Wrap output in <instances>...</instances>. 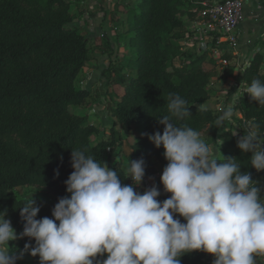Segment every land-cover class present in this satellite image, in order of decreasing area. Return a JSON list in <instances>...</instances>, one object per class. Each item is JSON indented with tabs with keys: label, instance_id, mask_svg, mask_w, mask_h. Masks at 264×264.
<instances>
[{
	"label": "trees",
	"instance_id": "16d2710c",
	"mask_svg": "<svg viewBox=\"0 0 264 264\" xmlns=\"http://www.w3.org/2000/svg\"><path fill=\"white\" fill-rule=\"evenodd\" d=\"M73 3L0 0V211L7 210L5 218L11 221L17 235L24 225L19 207L27 197H16L13 189L29 186L46 190L48 198L41 195L31 198L40 207L37 219L53 218L56 203L68 196L64 181L73 171L72 148H86L104 163L107 150L114 148V160L108 167L121 173L123 184L130 185L120 157L123 151L120 137H115L111 130L109 139L94 140L98 128L74 111L86 105L90 92L75 85L89 60V46L79 26L73 25L85 8L74 7ZM201 8V0H137L135 6L126 8L124 31L120 35L127 51L124 68L130 76L124 78L110 111L119 125H133L140 130L130 142L125 160L128 164L143 159L145 176L151 167H156L155 185L161 192L157 198L160 201L171 195L160 182L168 162L163 147L156 148L148 137L156 131L163 132L164 126L157 119L169 115V94L186 99L190 113L182 119L172 117V122L178 126L186 124L202 136L218 118L215 109L201 106L211 97L210 80L221 74L233 78L236 75L230 62L233 56L228 51L216 60L209 58L212 67H206L205 53L184 58L178 43L186 32L183 19H201L198 16ZM217 35L214 30L213 42ZM220 59H226L228 64L222 66ZM262 61V54L255 51L241 66L242 89L231 114L240 130L234 133L223 129L216 141L213 131L212 141L219 159L235 157L241 162V172L251 173L253 180L264 188V171L257 172L250 165L251 153H242L237 147V140L253 122L264 125V105L259 106L245 93L254 78L264 81ZM215 64L222 67L217 69ZM235 114L240 117H234ZM175 218L185 222L183 217ZM28 242L27 237L14 240L9 245L11 254L18 255ZM31 244L34 246L35 241ZM206 255L202 251L187 253L180 258L181 264H203ZM23 257L28 258L27 264H39L38 256L25 253Z\"/></svg>",
	"mask_w": 264,
	"mask_h": 264
},
{
	"label": "clouds",
	"instance_id": "9594fccd",
	"mask_svg": "<svg viewBox=\"0 0 264 264\" xmlns=\"http://www.w3.org/2000/svg\"><path fill=\"white\" fill-rule=\"evenodd\" d=\"M245 93L264 105L261 79L254 78ZM188 109L186 99L170 93L169 115L157 119L163 132L148 137L164 149L168 163L160 182L169 198L158 200L156 185L143 194L134 190L145 177L143 159L128 162L123 171L133 184L126 185L121 173L86 148H72L73 171L64 181L70 196L59 199L53 218L37 219L40 207L29 196L19 207L24 225L17 235L7 210L0 211V264H17L25 253L38 256L39 264H181L193 251L212 255L213 264H256L264 255V188L241 172L235 157L219 159L200 132L172 122L190 115ZM231 114L229 106L220 121ZM237 147L251 153L257 172L264 171V125L253 122ZM24 237L29 242L23 250L11 254L9 241Z\"/></svg>",
	"mask_w": 264,
	"mask_h": 264
},
{
	"label": "rangeland",
	"instance_id": "374dc122",
	"mask_svg": "<svg viewBox=\"0 0 264 264\" xmlns=\"http://www.w3.org/2000/svg\"><path fill=\"white\" fill-rule=\"evenodd\" d=\"M136 1L72 0L74 7L84 6L85 8V12L82 13L81 17L73 25L79 26L82 34L87 38L89 46V60L77 76L75 85L77 88L87 89L90 92L86 105L74 111L77 114L85 116L87 122L98 128L99 133L94 137V140L101 138L109 139L111 130L115 137H120L123 149L120 154L123 160V169L128 166L125 155L129 152V144L138 135L140 130L133 125H119L113 118L110 108L118 99L117 94L121 91L124 78L130 76V73L128 74L124 68V55L127 51L123 49L120 35L124 31L126 8L127 6H135ZM245 2L247 3L248 0H245ZM183 20L186 32L178 40V43L182 46L184 58L190 59L205 53L207 56L206 67H212V63L207 60L209 58L213 60L220 58L221 54L226 50L219 49L218 51H212V45L215 46L213 42L214 28L210 29L201 19L187 21L184 18ZM230 62L234 64L235 77H227L221 74L217 78H212L210 80L211 97L208 103L201 104L203 107L215 109L218 116L217 122L201 136L206 143L214 146L217 157H219V152L215 142L213 143L212 141V132L215 131L214 139L216 141L218 132H222L223 129L234 133L240 130V126L231 116L222 122L220 121V117L224 114L225 110L229 106L232 108L236 96H238L241 89L239 85L241 68L237 66L234 58ZM218 64H215L217 69L225 66L222 63V66ZM106 68L107 70H105ZM233 116L240 117V114ZM113 157L114 148H110L106 153L107 166L114 160ZM157 177L156 167L153 166L150 168L149 174L144 177L141 185L134 186V190L143 194L146 188L148 189L156 184ZM128 180L130 181V185H132L133 181L131 177H128ZM144 182L147 185L143 189ZM13 192L19 198L33 195L49 197L46 190L29 186L14 188ZM68 196H70L69 193ZM12 242L9 241V245ZM100 257L101 259H106L107 255L105 254ZM18 261L23 264L29 262L27 257H23ZM256 264H264V255L256 256Z\"/></svg>",
	"mask_w": 264,
	"mask_h": 264
},
{
	"label": "built area",
	"instance_id": "2783aa9c",
	"mask_svg": "<svg viewBox=\"0 0 264 264\" xmlns=\"http://www.w3.org/2000/svg\"><path fill=\"white\" fill-rule=\"evenodd\" d=\"M201 7L198 16L210 29L218 32L212 51L235 50L238 45L237 29L245 18V0H201ZM220 62L227 64L226 59H220ZM144 185L147 183L144 182ZM213 260L214 257L207 254L203 264H213Z\"/></svg>",
	"mask_w": 264,
	"mask_h": 264
},
{
	"label": "crops",
	"instance_id": "0c3cea01",
	"mask_svg": "<svg viewBox=\"0 0 264 264\" xmlns=\"http://www.w3.org/2000/svg\"><path fill=\"white\" fill-rule=\"evenodd\" d=\"M244 14L245 18L237 29L238 45L229 51L240 68L255 51H259L263 56L261 68L264 70V0L245 2Z\"/></svg>",
	"mask_w": 264,
	"mask_h": 264
}]
</instances>
